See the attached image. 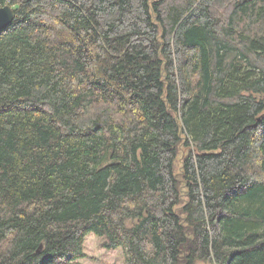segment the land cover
<instances>
[{
    "label": "trees",
    "instance_id": "trees-1",
    "mask_svg": "<svg viewBox=\"0 0 264 264\" xmlns=\"http://www.w3.org/2000/svg\"><path fill=\"white\" fill-rule=\"evenodd\" d=\"M7 4L0 264H264V0Z\"/></svg>",
    "mask_w": 264,
    "mask_h": 264
},
{
    "label": "rangeland",
    "instance_id": "rangeland-1",
    "mask_svg": "<svg viewBox=\"0 0 264 264\" xmlns=\"http://www.w3.org/2000/svg\"><path fill=\"white\" fill-rule=\"evenodd\" d=\"M180 157L178 156L176 162V169H180ZM104 237L89 234L85 237L83 247L85 257L80 262L82 264H124V256L122 249H106L103 247Z\"/></svg>",
    "mask_w": 264,
    "mask_h": 264
},
{
    "label": "water",
    "instance_id": "water-1",
    "mask_svg": "<svg viewBox=\"0 0 264 264\" xmlns=\"http://www.w3.org/2000/svg\"><path fill=\"white\" fill-rule=\"evenodd\" d=\"M15 18L12 6L9 4L0 6V30L9 25Z\"/></svg>",
    "mask_w": 264,
    "mask_h": 264
}]
</instances>
